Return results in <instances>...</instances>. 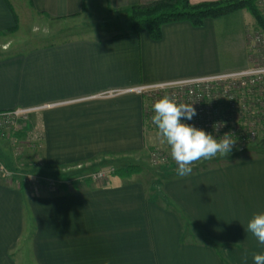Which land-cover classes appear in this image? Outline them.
Instances as JSON below:
<instances>
[{
	"label": "crops",
	"instance_id": "crops-1",
	"mask_svg": "<svg viewBox=\"0 0 264 264\" xmlns=\"http://www.w3.org/2000/svg\"><path fill=\"white\" fill-rule=\"evenodd\" d=\"M91 1L28 4L39 16L68 20L92 12ZM153 1L105 5L113 12ZM202 1L212 0H190ZM18 17L9 0H0V111L37 108L27 128L41 132L45 163L69 168L77 183L29 190L0 174V264H245V255L246 264H254L252 253H264V245L247 223L264 212V153L164 178L157 193L154 181L141 177L146 161L135 159L146 152L147 131H154L146 101L126 90L247 66L241 10L199 27L166 23L158 40L145 30L68 33L24 52L5 46ZM3 154L0 161L11 168ZM114 161L116 167L145 166L128 177L111 173L100 185L84 177ZM205 238L222 246H209Z\"/></svg>",
	"mask_w": 264,
	"mask_h": 264
},
{
	"label": "built area",
	"instance_id": "built-area-1",
	"mask_svg": "<svg viewBox=\"0 0 264 264\" xmlns=\"http://www.w3.org/2000/svg\"><path fill=\"white\" fill-rule=\"evenodd\" d=\"M257 3L260 12L264 15V0H257ZM257 28L254 29L255 34L252 36L256 42L251 45V51L248 53L250 63L244 68L140 85L126 90L144 97L146 117L152 127H156L152 122L153 104L164 95H168L177 103H193L197 114L190 121L182 118L183 123L203 129L207 133H213L215 138L231 132L236 136L235 146L243 148L242 146L253 141L260 133L264 134V46H262L264 33L261 28L258 26ZM115 92L120 90L109 93ZM35 109L37 108L0 111V137L16 141L18 138L15 133L27 128L30 113ZM217 123H222L223 127L219 128L218 132H214L213 125L215 127ZM26 135L29 149L36 150L42 145L41 132L36 128L28 129ZM161 154L159 151H153L150 155L151 161L158 163L160 159L164 160L166 157ZM35 161H39L37 157ZM113 170V167L101 169L89 173L87 177L92 183L100 185L108 180ZM2 172L5 181L16 188L21 187L22 179L29 186L37 185L40 180L38 175H23L20 179L8 170L2 169ZM48 183L54 185L57 181L50 179Z\"/></svg>",
	"mask_w": 264,
	"mask_h": 264
},
{
	"label": "rangeland",
	"instance_id": "rangeland-1",
	"mask_svg": "<svg viewBox=\"0 0 264 264\" xmlns=\"http://www.w3.org/2000/svg\"><path fill=\"white\" fill-rule=\"evenodd\" d=\"M9 1L11 2L14 9L18 13L19 19H18V28L16 29V31L12 32L8 38H6L10 41H8V43H6L5 46L7 48H11L12 46L11 50L16 52L27 51L31 48L40 46L50 40H54L56 38H62V36H66V34L68 33L69 35L79 36L83 34V32L84 33L89 32L90 34H97V32H100L105 35L115 31H123L127 29L129 25V17L125 14H116L113 12H109L106 8L105 0H92L91 1L92 8H90L92 9L91 10L92 12L88 11L87 13H84L79 17H75L73 19H68V20H52L39 16L34 12V10L28 4V0H9ZM88 7H89V1H88ZM241 13L244 14L243 18L246 19V23L248 25L247 29H245L246 30L245 37L248 36L250 39L247 37V40L245 41L246 50H247L245 59H247V61L249 62L248 53L251 51V45H253L256 42L255 38H253L252 36L255 34L254 29H258V28L257 25L254 24L251 15L247 13L246 9L243 8L241 10ZM68 28L75 30L66 32V29ZM59 30H61V32L57 33V31ZM95 36H99V35L97 34ZM1 46L2 45H0V48ZM262 46H264V43H262ZM29 122L30 120H28V123ZM152 129L154 131L152 132L151 130L147 131L148 132L147 139H150V141H148L149 145L146 148V152H144V154L136 155L135 159L136 160L140 159V161L138 160V162L141 163H142L141 160L146 161L145 164L146 166L143 165V167L145 166L146 175L144 174V172L141 175L142 178L146 179V182L155 181L160 183L159 181L164 180V178H170L177 175L176 168L178 166L171 157L170 147L167 145L166 142H162L163 138L158 135V128L152 127ZM27 131L28 129L26 128L25 132ZM26 136L27 135L23 136L22 138L16 139V141L7 140L0 137V152L3 154L4 151L5 153L3 155L6 157H8L9 155V158L13 162L11 168H8L2 162V160L0 161V165H1L0 174L2 176H4L2 169L8 170L12 174L15 173L16 176H23L28 174L32 175L28 172V167H30L31 166L30 164L33 163L35 159L34 157H37L39 161L44 159L43 155L40 154L41 152L35 153L34 151L29 150L30 148L28 144L29 142H27ZM255 140L256 139H254L253 141ZM40 143L41 144L43 143L42 140L40 141ZM252 143H253L252 141H249L247 145H252ZM245 146L242 147L244 148ZM240 148L241 147L239 146H235L229 155L237 152V149ZM153 151L161 152L162 153L161 155L163 157L165 156L166 158L164 160L160 159L158 163H153L151 161V156H150ZM25 153L29 154V157L25 156L26 155ZM251 153L253 155H260L261 153H264V146L257 147L256 150H251ZM220 156H221L220 154H217L216 157H213L211 159L208 160L201 159L199 161H196L191 165L192 170H195L199 165L202 164L204 165L206 163H209L212 159H217ZM116 163L117 161L106 164L103 167H101V169H103L104 167L105 168L114 167ZM122 163L123 162L119 164ZM87 175H85L84 177H87ZM38 179H40L39 182L42 180L45 181L46 183H48V181L50 180L48 178H42V177H39ZM35 186L36 184L33 186H29L28 189L29 190L35 189ZM152 189L154 191L156 188L153 186Z\"/></svg>",
	"mask_w": 264,
	"mask_h": 264
},
{
	"label": "trees",
	"instance_id": "trees-1",
	"mask_svg": "<svg viewBox=\"0 0 264 264\" xmlns=\"http://www.w3.org/2000/svg\"><path fill=\"white\" fill-rule=\"evenodd\" d=\"M243 8L246 9L247 12L252 15L254 24L261 28V31L264 33V15L262 12H260V9L257 6V0H212L202 1L199 3H191L190 0H156L147 4H136L124 9L112 11L113 13L125 14L129 17V25L127 29L123 31H117L115 35L122 33H139L141 30H145L149 34L150 38L158 40L162 36V26L166 23L187 21L193 26L199 27L204 23V20L207 18H219L228 15L234 10L238 11L242 10ZM13 14L15 17V21H17V15L15 13ZM17 26L18 25L16 22L14 27L8 30L14 32L16 31ZM148 126L151 127L150 123H148ZM15 134L17 135V138H22L26 135V132L25 130H22L17 131ZM255 139V141L251 140L253 142L252 145H246V148L244 147L242 149H237V152L228 155L227 157L220 156L217 159H212L210 162L215 164H229L230 162H234L237 161V159L242 158L244 155L251 152V150H256L257 147L264 146L263 133H260V135ZM32 151H34L35 153L42 152V145H40L38 149ZM25 156L29 157V155ZM30 165L31 166L28 167V172L30 174L38 175L42 178L54 179L57 181V184L50 185L49 183H46L45 181L41 180L35 186V189H67L72 188V186L76 182V180L70 181L71 178L75 176L74 172L62 167H60L59 169H54L45 163V159H42L41 161H35L34 159L33 163H31ZM142 168L143 167L138 164L122 163L119 164V166L115 167L112 173H115L116 175L122 177H128L132 173H135ZM200 170L202 169H195V171L197 172ZM18 177L22 179L23 176ZM86 179L87 181H91L88 177H86ZM153 186L156 188L157 193H161V189L159 187L158 182L154 181ZM28 187L29 185L24 183L22 179L20 188L28 189ZM205 243L209 246L215 247L216 249L222 246L221 243L212 241L208 238H205Z\"/></svg>",
	"mask_w": 264,
	"mask_h": 264
},
{
	"label": "clouds",
	"instance_id": "clouds-1",
	"mask_svg": "<svg viewBox=\"0 0 264 264\" xmlns=\"http://www.w3.org/2000/svg\"><path fill=\"white\" fill-rule=\"evenodd\" d=\"M153 124L158 128L162 142L170 147V154L177 164L176 172L180 176L192 172L191 165L201 159L208 160L220 154L227 157L236 145V136L224 133L215 138L213 133H207L190 124L182 122V118L192 120L197 114L193 103H177L174 98L164 95L153 104ZM223 127L222 123L213 125L214 132ZM249 231L264 245V212L254 214L247 223ZM254 264H264V253H252ZM245 264L247 255L243 257Z\"/></svg>",
	"mask_w": 264,
	"mask_h": 264
}]
</instances>
